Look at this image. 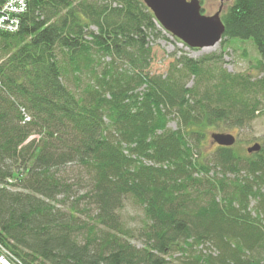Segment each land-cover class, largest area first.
<instances>
[{"label":"trees","instance_id":"trees-1","mask_svg":"<svg viewBox=\"0 0 264 264\" xmlns=\"http://www.w3.org/2000/svg\"><path fill=\"white\" fill-rule=\"evenodd\" d=\"M28 5L19 31L0 32L2 243L23 264H172L176 253L183 264H264V148L194 159L208 131L256 119L264 78L229 74L218 54H182L152 76L150 36L167 33L142 0ZM222 20L223 40H252L264 64V0H235ZM71 76L87 80L80 95ZM74 168L91 190L67 205ZM128 200L147 219L140 248L120 221ZM207 242L217 257L189 256Z\"/></svg>","mask_w":264,"mask_h":264},{"label":"rangeland","instance_id":"rangeland-1","mask_svg":"<svg viewBox=\"0 0 264 264\" xmlns=\"http://www.w3.org/2000/svg\"><path fill=\"white\" fill-rule=\"evenodd\" d=\"M202 1V10L205 15H213L220 7V0ZM164 35V37H155L153 35L150 36V45L153 48V56L149 72L152 76L166 77L169 70L171 69V66L175 63V57L182 54H186L195 59L201 58L206 55L218 54L222 55V58L224 60L222 67L229 74L245 75L248 77L250 76L253 82L264 78V64L262 62L261 55L259 54L252 40L241 41L225 39L213 48L190 49L180 44L171 35ZM105 61L108 62L110 61V59L107 58ZM86 83V78H82L81 83L78 85V83L71 76L69 82H67L66 85L76 95H80V90H83L86 87ZM189 84H192V82H190ZM77 87H79V89ZM178 128V117L174 114H170L168 129L177 130ZM212 132L226 131H208L206 133V137L201 141V144L195 148L194 159H197L200 162L202 161V159H206L205 161L212 159L213 152L218 148V145L212 143V139L210 136ZM230 133L234 134L237 137V142L233 146V148L239 155L243 157L251 156V154L247 152V149L256 143H259L264 148V98H262L261 111L257 112L256 119L253 120L250 124L246 125L243 129H235ZM31 139L38 140L39 137L36 136L35 138L34 136ZM211 167L213 168L212 165ZM80 172L81 171H79L77 168H74L66 174V178L69 180L72 186V191L67 196H65V194L61 196L59 200L65 201V204L67 205L80 196L89 193V191L91 190L90 182H88L87 177ZM210 173L211 175L215 174L214 170L210 171ZM245 176L246 174L243 171L241 177ZM235 177L236 176L234 174H228V179L230 180H234ZM65 204H59V206L65 208ZM255 205L256 201L252 200L250 207L252 211ZM81 207L85 209H91V218L94 219L93 214H95V212L93 211V208H90L87 201L83 200L81 202ZM119 216L121 223L129 233L128 237L131 243L139 248L143 247L144 244L143 239L140 236V231L147 224V219L145 217L143 208L136 205L132 200H128L124 208L119 212ZM78 217L81 220L89 219V217L86 216L78 215ZM201 253L202 255H212L213 257H217L219 255L218 248L213 243L207 242L203 245L195 246L189 253V256H197ZM189 259L192 260V258ZM171 262L172 264H183L184 257L181 253H176Z\"/></svg>","mask_w":264,"mask_h":264},{"label":"water","instance_id":"water-1","mask_svg":"<svg viewBox=\"0 0 264 264\" xmlns=\"http://www.w3.org/2000/svg\"><path fill=\"white\" fill-rule=\"evenodd\" d=\"M153 13L156 22L172 37L190 49L213 48L223 40L226 28L222 20L225 4L235 0H220L213 15L202 12L201 0H142ZM213 144L233 147L237 137L230 132L211 133ZM259 143L247 149L249 154L259 153Z\"/></svg>","mask_w":264,"mask_h":264},{"label":"built area","instance_id":"built-area-1","mask_svg":"<svg viewBox=\"0 0 264 264\" xmlns=\"http://www.w3.org/2000/svg\"><path fill=\"white\" fill-rule=\"evenodd\" d=\"M29 10L28 0H0V32L15 33L20 30ZM25 122L30 117L23 110ZM0 264H23L0 240Z\"/></svg>","mask_w":264,"mask_h":264}]
</instances>
